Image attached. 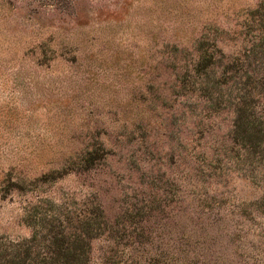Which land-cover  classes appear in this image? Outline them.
Returning <instances> with one entry per match:
<instances>
[{
    "label": "rangeland",
    "instance_id": "374dc122",
    "mask_svg": "<svg viewBox=\"0 0 264 264\" xmlns=\"http://www.w3.org/2000/svg\"><path fill=\"white\" fill-rule=\"evenodd\" d=\"M0 264H264V0H0Z\"/></svg>",
    "mask_w": 264,
    "mask_h": 264
}]
</instances>
